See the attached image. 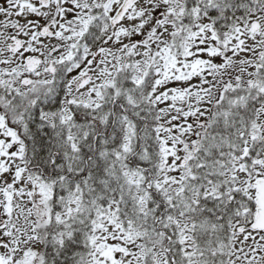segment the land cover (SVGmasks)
<instances>
[{
    "label": "snow or ice",
    "instance_id": "1",
    "mask_svg": "<svg viewBox=\"0 0 264 264\" xmlns=\"http://www.w3.org/2000/svg\"><path fill=\"white\" fill-rule=\"evenodd\" d=\"M0 264H264V0H3Z\"/></svg>",
    "mask_w": 264,
    "mask_h": 264
},
{
    "label": "flooded vegetation",
    "instance_id": "2",
    "mask_svg": "<svg viewBox=\"0 0 264 264\" xmlns=\"http://www.w3.org/2000/svg\"><path fill=\"white\" fill-rule=\"evenodd\" d=\"M3 2V0H0V3H2Z\"/></svg>",
    "mask_w": 264,
    "mask_h": 264
}]
</instances>
